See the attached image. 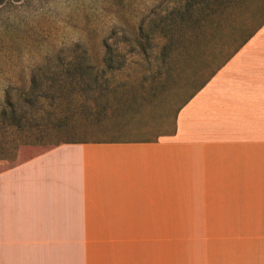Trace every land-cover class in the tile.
Returning a JSON list of instances; mask_svg holds the SVG:
<instances>
[{
    "label": "crops",
    "instance_id": "1",
    "mask_svg": "<svg viewBox=\"0 0 264 264\" xmlns=\"http://www.w3.org/2000/svg\"><path fill=\"white\" fill-rule=\"evenodd\" d=\"M245 4L176 7L152 72L122 77L110 137L0 167V264H59L113 239V225L187 223L160 221L162 202L209 199L217 225L239 227L235 264H264V0ZM229 6L240 11L226 40H189Z\"/></svg>",
    "mask_w": 264,
    "mask_h": 264
},
{
    "label": "rangeland",
    "instance_id": "2",
    "mask_svg": "<svg viewBox=\"0 0 264 264\" xmlns=\"http://www.w3.org/2000/svg\"><path fill=\"white\" fill-rule=\"evenodd\" d=\"M192 1L2 0L0 113L5 109V114L0 119V154L5 158L0 159V167L57 141L110 137L112 119L121 115L126 87L122 77L152 72L154 56L161 43L168 41L170 27L173 39L179 31L176 7ZM260 2L246 0L243 8ZM235 11L240 7L224 8L214 18L218 26L189 40H226ZM73 65L90 72H64ZM34 73L41 82L31 92ZM39 91L49 95L44 97ZM160 204L171 206L157 213L160 221L187 223L113 225L106 228L113 239L81 243L78 255L58 259L59 264H235L239 227L216 224L214 199ZM185 207L191 209L189 215L178 219Z\"/></svg>",
    "mask_w": 264,
    "mask_h": 264
},
{
    "label": "trees",
    "instance_id": "3",
    "mask_svg": "<svg viewBox=\"0 0 264 264\" xmlns=\"http://www.w3.org/2000/svg\"><path fill=\"white\" fill-rule=\"evenodd\" d=\"M2 0H0V2H1ZM82 69L83 70H85L86 72H90L89 70L87 71V68L85 67V69L83 68V67H81V65L78 67H76V66H72V68L70 69V68H67V69H65V71L64 72H68V73H72V74H75L76 73V75L79 73H82V72H84V71H82ZM77 71V72H76ZM75 75V76H76ZM74 76V77H75ZM74 77H72L73 79H74ZM40 82L41 81H39V77H37V74L36 73H34L33 75H32V77H31V80H30V88H29V90L32 92V91H36L37 90V85H40ZM69 83V82H68ZM48 88H46V90H47ZM39 93L40 94H42L40 91H39ZM44 97L45 96H48L49 94H48V92H45V94H42ZM5 104H7L8 105V107H10V112L12 111H14V108H13V105H11V103H9L8 101H7V103H5ZM4 114H5V109L4 110H2L1 111V113H0V119H3L4 118ZM26 143H27V141H25ZM74 142H76V141H69V140H63V141H57V142H55L54 144H53V146H56V145H59V144H62V143H74ZM14 147H16V145H14L13 146V148ZM1 152H3V151H1ZM3 158H5V155H3V153L2 154H0V159H3Z\"/></svg>",
    "mask_w": 264,
    "mask_h": 264
}]
</instances>
